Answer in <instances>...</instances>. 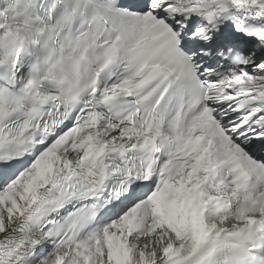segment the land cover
I'll use <instances>...</instances> for the list:
<instances>
[{
	"label": "snow or ice",
	"instance_id": "obj_1",
	"mask_svg": "<svg viewBox=\"0 0 264 264\" xmlns=\"http://www.w3.org/2000/svg\"><path fill=\"white\" fill-rule=\"evenodd\" d=\"M0 264H264V0H0Z\"/></svg>",
	"mask_w": 264,
	"mask_h": 264
}]
</instances>
